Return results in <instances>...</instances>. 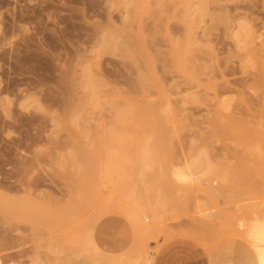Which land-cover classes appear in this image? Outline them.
<instances>
[{
    "label": "rangeland",
    "instance_id": "1",
    "mask_svg": "<svg viewBox=\"0 0 264 264\" xmlns=\"http://www.w3.org/2000/svg\"><path fill=\"white\" fill-rule=\"evenodd\" d=\"M204 7L0 0V264H264V0Z\"/></svg>",
    "mask_w": 264,
    "mask_h": 264
},
{
    "label": "bare ground",
    "instance_id": "2",
    "mask_svg": "<svg viewBox=\"0 0 264 264\" xmlns=\"http://www.w3.org/2000/svg\"><path fill=\"white\" fill-rule=\"evenodd\" d=\"M125 1V4H127L128 6H130L132 9H134V8H138V7H142L143 9L145 8V0H124ZM211 0H202V3H204V5H205V7H204V11H206V13H208L207 12V10H208V8H207V6H208V3L210 2ZM213 2H216V1H218V0H212ZM223 2V1H222ZM221 2V3H222ZM212 3V2H211ZM219 4V3H218ZM224 5V4H223ZM201 6V5H200ZM200 6H198V7H200ZM226 6V5H225ZM232 6V5H231ZM202 7V6H201ZM221 7V6H220ZM236 7V6H235ZM241 7V6H240ZM203 8V7H202ZM217 8H218V6H217ZM222 8V7H221ZM242 8V7H241ZM245 8V7H244ZM228 9V8H227ZM235 9V8H234ZM233 9V10H234ZM248 9V8H247ZM129 10V9H128ZM142 10V9H141ZM213 10V9H212ZM223 10V9H222ZM262 10H264V9H262ZM225 12V11H224ZM236 12V11H235ZM245 12V11H244ZM250 12L252 13L253 11H251L250 10ZM144 13V12H143ZM221 14V13H220ZM219 14V15H220ZM224 15L226 14V13H223ZM132 16L133 15H136V13H133V14H131ZM206 15V14H205ZM246 15V14H245ZM215 16V15H214ZM243 16H244V14H243ZM134 17V16H133ZM132 17V18H133ZM218 17V16H217ZM228 17H229V14H228ZM239 17V16H238ZM256 17V16H255ZM225 18V17H224ZM245 18V17H244ZM231 18H229V20H230ZM234 19V18H233ZM252 19H254V18H252ZM213 20V19H212ZM249 20V19H248ZM248 20H246V19H244V21L243 22H240V23H238L239 24V27H241V29H243L246 33L248 32V34H254L255 32H256V30H253V28H254V26L253 27H251L252 26V24L254 25V23H252V21H248ZM258 20V19H257ZM250 22V23H249ZM255 22V21H254ZM237 23V22H236ZM257 26V25H256ZM205 29H207V28H205ZM258 29V28H257ZM206 35H207V32H206ZM192 36V35H191ZM260 36V35H259ZM255 37H257V36H255ZM194 38H195V36H194ZM208 38V37H207ZM259 38V37H258ZM193 39V38H192ZM257 39V38H256ZM260 39H262V38H260ZM186 40V39H185ZM198 40V39H197ZM201 40V39H200ZM211 40V39H210ZM255 40V39H254ZM188 41V40H187ZM192 41V40H191ZM209 41V40H208ZM262 41V40H261ZM247 42V41H246ZM177 43V42H176ZM180 43V42H179ZM185 44V43H184ZM252 45V44H251ZM253 45H254V43H253ZM256 45V44H255ZM181 46V45H180ZM179 47V46H178ZM183 47V46H182ZM190 47V46H189ZM192 48V47H191ZM198 50V49H197ZM206 51V50H205ZM262 51H264V50H262ZM258 53V52H257ZM190 54V53H189ZM210 54V53H209ZM212 54V53H211ZM262 54H264V53H262ZM192 55V54H191ZM194 55V54H193ZM213 55V54H212ZM251 55V54H250ZM193 56H191V58H192ZM261 57H262V55H261ZM190 58V59H191ZM202 58V57H201ZM207 58V57H206ZM257 58H259V57H257ZM205 59V58H204ZM262 59H264V58H262ZM193 60V59H192ZM261 60V59H260ZM207 61V60H206ZM211 61V60H210ZM195 62V61H194ZM211 63H212V61H211ZM217 63L218 62H216V65H217ZM207 64V63H206ZM191 65V64H190ZM200 66V65H199ZM223 66V65H222ZM229 66V65H228ZM188 68V67H187ZM186 68V69H187ZM192 68H194V67H192ZM199 69V68H198ZM218 69V68H217ZM225 69V68H224ZM230 69V68H229ZM214 70V69H213ZM188 71V70H187ZM222 71V70H221ZM197 72V71H196ZM195 72V73H196ZM219 73V72H218ZM197 74V73H196ZM212 74H215V73H213L212 72ZM192 75V74H191ZM206 75V74H205ZM209 76H211V75H209ZM208 77V76H207ZM144 78H145V76H144ZM213 78V77H212ZM208 79V78H207ZM210 79V78H209ZM143 81V80H142ZM210 82H211V80H209ZM144 82H145V80H144ZM144 82H143V84H144ZM230 82V81H229ZM218 84V83H217ZM225 84V83H224ZM142 85V84H141ZM212 85V84H211ZM213 86V85H212ZM229 87V86H228ZM144 88V87H143ZM139 106V105H138ZM133 107V108H131L130 110L131 111H138V112H141V113H145V104L143 103V105H141V107ZM250 121V120H249ZM247 123H249V122H247ZM251 124V123H250ZM255 124V123H254ZM256 125V124H255ZM258 125V124H257ZM255 128H256V126H255ZM191 164V163H190ZM232 165V164H231ZM231 165H229V166H231ZM227 166V165H226ZM233 167V166H232ZM186 171H181V170H179L177 173H180V174H177V176L179 177V180H180V178H182V180H188V179H190V176H191V174H192V172H191V167H190V165H186ZM184 168V169H185ZM235 168V167H234ZM237 168V167H236ZM235 168V169H236ZM222 169H223V167H222ZM240 169V168H239ZM233 170V169H232ZM228 171V172H230V173H234L233 171ZM237 170H238V168H237ZM247 170H249L248 168H247ZM247 170H246V172H247ZM214 172V171H213ZM217 172H218V170H217ZM221 172V171H220ZM242 172V171H241ZM250 172V171H249ZM225 173H226V171H225ZM230 173H228V174H230ZM235 173H236V171H235ZM242 173H245V172H242ZM242 173H240V174H242ZM215 174V173H214ZM221 174V173H220ZM227 174V176L225 177V176H223V178H225V180L230 176V178H231V176H234V174H232V175H228ZM239 174V173H238ZM223 175V174H222ZM248 175V174H247ZM221 176V175H220ZM236 177V176H235ZM240 177H242L241 175H240ZM222 178V177H221ZM233 179H234V177H233ZM224 180V179H223ZM227 180H229V178L227 179ZM236 180V179H235ZM234 180V181H235ZM222 181V180H221ZM180 182V181H179ZM187 182V181H186ZM193 182V181H192ZM229 182V181H228ZM231 182H232V180H231ZM156 183V182H155ZM182 183V182H181ZM230 183V182H229ZM185 184V183H184ZM232 184H233V182H232ZM231 184V185H232ZM155 186H157L156 184H154ZM186 185V184H185ZM223 185V184H222ZM152 186H153V184H152ZM180 186H181V184H180ZM189 186V185H188ZM191 186V185H190ZM230 186V185H229ZM151 187V186H150ZM184 187V186H183ZM187 187V186H186ZM227 188V187H226ZM181 189H182V187H181ZM190 189H192V187L191 188H187V190H190ZM182 190H184V188L182 189ZM224 190H225V188H224ZM156 191V190H155ZM154 191V193L155 194H157L158 193V191L157 192H155ZM221 191V190H220ZM153 192V191H152ZM187 192V191H186ZM153 193V194H154ZM223 193V192H222ZM262 193V192H261ZM145 194H147V192L145 193ZM149 195V194H148ZM157 199H159V198H157ZM159 202V201H158ZM163 203V202H162ZM155 205V204H154ZM0 206H1V198H0ZM158 206V205H157ZM156 207V206H155ZM135 214V213H134ZM135 217H136V215H135ZM138 220V219H137ZM262 224V223H261ZM257 226V225H256ZM258 227V226H257ZM256 231V230H255ZM262 231H264V230H262ZM257 233V232H256ZM255 232H254V234H253V236H257V234H256ZM258 235H260L259 234V232H258ZM261 237V236H260ZM262 237H264V236H262ZM256 239H258V238H256ZM260 239V238H259ZM255 240V239H254ZM257 241V240H256ZM261 242V241H260Z\"/></svg>",
    "mask_w": 264,
    "mask_h": 264
}]
</instances>
